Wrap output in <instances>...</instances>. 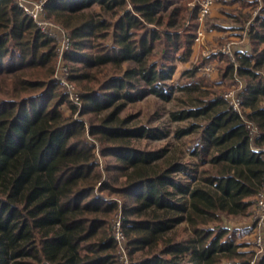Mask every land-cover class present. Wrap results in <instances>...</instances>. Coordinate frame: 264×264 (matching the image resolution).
Returning <instances> with one entry per match:
<instances>
[{
	"label": "trees",
	"instance_id": "trees-1",
	"mask_svg": "<svg viewBox=\"0 0 264 264\" xmlns=\"http://www.w3.org/2000/svg\"><path fill=\"white\" fill-rule=\"evenodd\" d=\"M33 1L71 39L65 60L81 108L53 79L54 41L15 0H0V264H119L117 214L132 264H251L250 244L226 221L251 216L264 188V5L253 16L258 0L231 1L242 4L228 16L236 37L247 31L251 47L235 52L241 115L224 97L235 68L219 52L184 71L188 83L170 82L192 56L199 0ZM216 61L217 80L197 76ZM176 90L184 95L169 120L190 123L173 138L197 134L188 159L170 144L142 149V138L171 131L121 116L128 103L170 102ZM76 112L90 115L88 127ZM98 146L113 158L106 176Z\"/></svg>",
	"mask_w": 264,
	"mask_h": 264
},
{
	"label": "rangeland",
	"instance_id": "rangeland-1",
	"mask_svg": "<svg viewBox=\"0 0 264 264\" xmlns=\"http://www.w3.org/2000/svg\"><path fill=\"white\" fill-rule=\"evenodd\" d=\"M28 2V4L30 3L29 1H33V0H25ZM171 4H179L181 2V0H170ZM202 0H199L197 3L200 4ZM252 1V0H250ZM258 9L254 10L253 12V16H255V12L258 13L259 9L261 8V6L264 5L263 0H258ZM239 4V3H238ZM33 5V4H31ZM193 6V4H191ZM221 5H225V1L224 0H217L215 5L212 8V15H210L204 25L203 28L206 24V27L211 25V21L212 19H214L215 17V13H220V11H223L224 13H222L224 15V17H226L225 19H222V23H226V25L232 24V20L228 19L229 15H236L239 16V11H237L238 7H241L242 4H239L238 7L235 8H230V7H225L224 9L221 8ZM224 7V6H223ZM240 9V8H239ZM252 7H248L247 9H242L244 10L243 13H246L247 11H251ZM257 15V14H256ZM41 22L43 23H48L49 25L47 26L46 30L42 33L48 37V35L51 33H54L55 35H57V37H53L52 40L54 41L53 44L56 46V68H55V74H54V80L58 83V90L59 91H63V93H65L66 95H70L69 96V102L75 104L76 101V97L73 96V93L77 94L78 92H81V88L79 86H77L74 82H72L70 80V64L65 60V57L63 55V58L61 59L60 52L59 51V47H62L63 41L64 39H66V31L63 30L61 27H59L58 25H56L52 20H50L48 18V15L45 14L42 19ZM226 39L222 40V42L218 43L216 46H206L209 48V50H217L216 52H218L220 49H222V47L224 45H226V43L231 42L233 40L238 41L237 39H233V38H237L236 35H240V32H232V33H226L225 34ZM246 36L243 37L242 34V39L239 40L240 42H246ZM203 50L206 51V48L203 46V48L200 47V51L199 54L197 55V57H195L193 59V61L190 59L189 62L186 63H177V70L175 72V74L172 77V80L170 81L173 85H175L176 87H181L182 85H184L185 83H188L190 80L187 76H183V72L188 70V69H192L194 67L195 64L198 63L199 58L203 52ZM220 65L222 64L221 62L219 63ZM66 66L68 67V71H65L63 69V67ZM198 77L201 78H205L206 80H210V81H214L217 80V78L219 77L218 72L216 74L215 77L213 78H208L206 76H204L202 74V71L200 70L197 74ZM242 79V78H240ZM63 82H65L66 84L64 85ZM242 82L245 85V80L242 79ZM2 85V89L6 88L4 87L5 85L0 82V86ZM7 85V84H6ZM238 83L235 81V79H226L225 81V89L226 91H228L229 89L237 86ZM182 95H184V92L176 90L173 93V100L170 102H164L159 100L157 97L155 96H148L146 98H144L143 100L137 101V102H133V103H128L125 110L121 113L122 117H126L129 115H132L135 117L134 122L138 123V124H142V125H146L148 127H161L166 129L167 131H171L170 135L167 138H162V139H146V138H142L141 140H139V142L137 143V145H139L142 149H159L162 147H166L168 144H170L172 149H176V150H180L182 151L183 155L185 156V159H188L191 153L192 148L195 145V140L197 138V134H192L189 136H186L184 138H182L181 140H175L173 138L172 135V131L177 127V126H184V125H188L190 122H182V123H174L171 122L169 120V111H171L172 109L178 107V105H180L181 103L177 100L178 97H181ZM81 103V102H80ZM70 103H66L65 105L62 106V111L66 116H71L72 112L70 111ZM74 115V120L76 121H83L85 122L86 127H88L89 125V121L88 119L90 118V115L88 116H82L81 113L76 112L73 113ZM89 137V136H88ZM89 141H91L92 143H95V141L92 138H88ZM97 153H98V158L101 164V170L104 174V176L108 175L107 172H105V167L107 165V163H109L110 161H113V158L108 157V158H103L100 157L99 155V146L97 147ZM256 200H254V205L251 208V216L246 217V218H229L226 221V225L229 226L231 229L238 226L241 228L240 230V234H239V239H237L238 242H245V243H249L250 244V251L255 252L254 247H253V227H254V221H255V216L257 214V210H256ZM116 217V216H115ZM185 224H182L180 226V229H182L183 227H185ZM250 227V229H249Z\"/></svg>",
	"mask_w": 264,
	"mask_h": 264
},
{
	"label": "built area",
	"instance_id": "built-area-1",
	"mask_svg": "<svg viewBox=\"0 0 264 264\" xmlns=\"http://www.w3.org/2000/svg\"><path fill=\"white\" fill-rule=\"evenodd\" d=\"M217 0H202L200 3V12H199V22H200V28L198 30L197 36L194 41V45H202L203 38H204V29L203 25L206 21V19L211 15L212 13V8L215 5ZM30 3L28 4L27 1L25 0H15V3L23 10L25 14H27L37 25V27L41 31H45L47 26L49 25L48 23H43L41 22L42 17L46 14L45 10V2L40 1H29ZM33 4V5H31ZM257 13L255 12V15ZM252 25V23L247 24V29ZM50 26V25H49ZM247 31L242 32L243 37H247ZM50 39L53 37H57L54 33H50L48 35ZM238 41L240 40L239 38L237 39ZM234 41L226 43L220 49L218 52L225 55L226 57L229 58L231 65L235 68V81L238 83L237 86L229 89L225 93V98L230 104V106L237 111L239 114L242 115L243 111V97H242V92L244 90V83L242 82V79L237 75V69L239 67L235 51H234ZM71 47V39L68 34H66V39H64L62 47H59L60 52V57L61 59L63 58V55L65 57V54L67 51H69ZM206 56V54L204 55ZM217 65L218 62L210 63L205 65L203 68H201L202 74L208 78H213L217 74ZM68 67L64 66L63 69L65 71H68ZM65 85L66 83L63 82ZM70 96V95H69ZM73 96L76 97V101L74 105H77L78 107L81 108V100L79 97V94L73 93ZM251 134L252 135H257V129L253 127L251 124L248 125ZM255 206L257 210V214L255 216V221H254V227H253V247L255 250V255L251 261V264H258L259 259L263 256L264 254V188L262 191L257 195L255 198ZM113 232H114V239L118 245L119 251H118V260L119 264H132V261L129 257V251L127 249V241H126V236L123 230V219L121 214H117L116 217L113 219Z\"/></svg>",
	"mask_w": 264,
	"mask_h": 264
},
{
	"label": "crops",
	"instance_id": "crops-1",
	"mask_svg": "<svg viewBox=\"0 0 264 264\" xmlns=\"http://www.w3.org/2000/svg\"><path fill=\"white\" fill-rule=\"evenodd\" d=\"M225 1V5H221V8H225V7H230V8H235L238 7V2H234L231 3L232 0H224ZM240 8V7H238ZM244 11V10H243ZM224 13L223 11H220V13H215V17L214 19H212L211 21V25L206 27V24L204 26V38H203V42L202 45H194L193 46V53L191 56V60L193 61V59L195 57H197V55L199 54L200 51V47L203 48V46L206 48V51L203 50L202 54L203 56L206 54V56L204 57H208L211 54H215L218 53L216 52L217 50H209L208 47H212V46H216L218 43L222 42V40L226 39V33L230 34V33H234V32H238L237 30H234L236 28V26L232 23L229 25H226V23H222V19H225L226 17H224V15L222 14ZM212 15V13H211ZM229 19V18H228ZM233 39H238V38H233ZM246 40V39H245ZM251 50L250 45L248 44V42H240V41H234V51L236 53H242V52H248ZM234 230H238L240 231L241 228L236 226L234 228H232ZM250 229V227H249Z\"/></svg>",
	"mask_w": 264,
	"mask_h": 264
}]
</instances>
